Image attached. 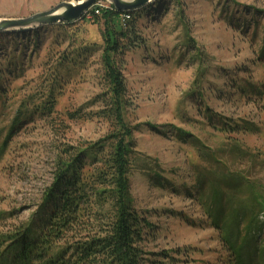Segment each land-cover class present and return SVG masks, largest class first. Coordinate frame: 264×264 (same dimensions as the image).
<instances>
[{
    "label": "rangeland",
    "instance_id": "374dc122",
    "mask_svg": "<svg viewBox=\"0 0 264 264\" xmlns=\"http://www.w3.org/2000/svg\"><path fill=\"white\" fill-rule=\"evenodd\" d=\"M79 1L0 0V21ZM102 1L95 17L0 30L2 252L38 222L64 148L115 129L102 113V55L107 30L125 20ZM128 11L123 119L134 128L143 264H232L206 200L216 190L264 222V0H151ZM258 238L264 249V230ZM248 245L245 257L264 264Z\"/></svg>",
    "mask_w": 264,
    "mask_h": 264
},
{
    "label": "trees",
    "instance_id": "16d2710c",
    "mask_svg": "<svg viewBox=\"0 0 264 264\" xmlns=\"http://www.w3.org/2000/svg\"><path fill=\"white\" fill-rule=\"evenodd\" d=\"M93 6L82 19L94 13ZM107 13L115 17L125 15L123 25L107 30L104 35L102 55L111 93L110 103L102 113L115 124V129L102 141L64 148L38 222L8 240V247L0 251V264L2 261L9 264L5 256L12 257V264L145 262L141 243L146 222L135 207L131 187L134 128L123 119L127 102L121 64L129 50L125 39L130 38L128 30L134 17L128 10L115 8ZM95 16L94 13L91 17ZM206 201V215L212 227L219 231L230 254V263L252 264L244 255L248 243L254 244L258 258H264L258 238L264 222L259 220L258 211L245 206L235 210L232 199L216 190ZM261 206L264 212V204Z\"/></svg>",
    "mask_w": 264,
    "mask_h": 264
},
{
    "label": "water",
    "instance_id": "95a60500",
    "mask_svg": "<svg viewBox=\"0 0 264 264\" xmlns=\"http://www.w3.org/2000/svg\"><path fill=\"white\" fill-rule=\"evenodd\" d=\"M100 0H82L77 4L63 2L50 10L39 12L25 18H5L0 21V30L8 27H28L34 24H50L57 22H73L82 19L87 10ZM151 0H113L117 10L137 9Z\"/></svg>",
    "mask_w": 264,
    "mask_h": 264
},
{
    "label": "built area",
    "instance_id": "2783aa9c",
    "mask_svg": "<svg viewBox=\"0 0 264 264\" xmlns=\"http://www.w3.org/2000/svg\"><path fill=\"white\" fill-rule=\"evenodd\" d=\"M103 1L101 0V1H99V2H97L94 6H93V12L95 13V14H98V13H100V11H101V7L102 6H104L103 4ZM94 13H89V15H88V17H91ZM125 16V15H124ZM124 20V19H123Z\"/></svg>",
    "mask_w": 264,
    "mask_h": 264
}]
</instances>
